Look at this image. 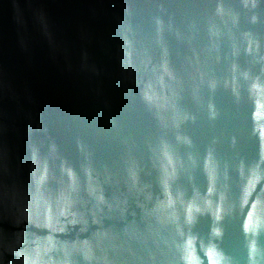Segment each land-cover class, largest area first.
Wrapping results in <instances>:
<instances>
[{"label":"water","instance_id":"water-1","mask_svg":"<svg viewBox=\"0 0 264 264\" xmlns=\"http://www.w3.org/2000/svg\"><path fill=\"white\" fill-rule=\"evenodd\" d=\"M0 264H264V0H0Z\"/></svg>","mask_w":264,"mask_h":264}]
</instances>
